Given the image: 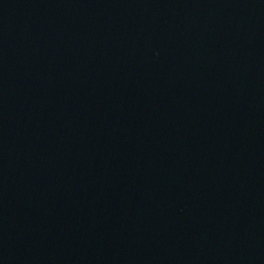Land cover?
<instances>
[{
    "label": "water",
    "instance_id": "95a60500",
    "mask_svg": "<svg viewBox=\"0 0 264 264\" xmlns=\"http://www.w3.org/2000/svg\"><path fill=\"white\" fill-rule=\"evenodd\" d=\"M0 264H264V0H0Z\"/></svg>",
    "mask_w": 264,
    "mask_h": 264
}]
</instances>
